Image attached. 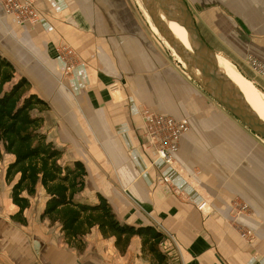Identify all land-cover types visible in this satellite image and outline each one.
Instances as JSON below:
<instances>
[{"label":"crops","instance_id":"1","mask_svg":"<svg viewBox=\"0 0 264 264\" xmlns=\"http://www.w3.org/2000/svg\"><path fill=\"white\" fill-rule=\"evenodd\" d=\"M185 1L208 46L254 79L245 60L264 61V0ZM34 2L39 22L18 27L0 0V57L47 104L42 130L63 151L60 162L83 164L81 199L95 203L98 194L120 223L160 232L167 264H264V142L184 74L126 0ZM62 47L76 57L69 78ZM139 106L188 121L175 156L178 172L142 151ZM2 161L5 174L13 157ZM161 177L171 187L158 185ZM5 186L0 264H150L141 256L140 238H131L121 254L115 239H104L97 228L84 238L81 253L69 248L58 224L39 219L41 186L23 213L26 224L14 222L17 208ZM202 201L207 204L200 211ZM240 205L246 209L237 210ZM244 230L253 233L252 241L241 237Z\"/></svg>","mask_w":264,"mask_h":264},{"label":"trees","instance_id":"2","mask_svg":"<svg viewBox=\"0 0 264 264\" xmlns=\"http://www.w3.org/2000/svg\"><path fill=\"white\" fill-rule=\"evenodd\" d=\"M47 104L30 93L25 78L15 79L13 66L0 57V162L4 155L13 157L4 174L11 186L10 200L17 208L11 219L26 222L24 211L29 199L41 186L45 205L40 221L58 224L63 243L81 253L84 238L97 228L104 239L114 238L115 247L123 254L133 237L141 240V256L150 264H167L168 255L161 245L165 237L150 226L132 227L120 223L108 202L97 194L96 202L81 199L85 190L86 170L82 163L62 164L63 151L43 132V113Z\"/></svg>","mask_w":264,"mask_h":264},{"label":"water","instance_id":"3","mask_svg":"<svg viewBox=\"0 0 264 264\" xmlns=\"http://www.w3.org/2000/svg\"><path fill=\"white\" fill-rule=\"evenodd\" d=\"M159 36L190 70L196 86L242 127L264 142V121L234 90L217 64L216 54L204 41L185 0H140ZM166 21L184 29L187 49L170 33ZM179 64V63H178Z\"/></svg>","mask_w":264,"mask_h":264},{"label":"built area","instance_id":"4","mask_svg":"<svg viewBox=\"0 0 264 264\" xmlns=\"http://www.w3.org/2000/svg\"><path fill=\"white\" fill-rule=\"evenodd\" d=\"M1 7L4 15L11 17L18 27L33 26L39 22L40 15L35 8L34 0H1ZM58 54L59 58L64 63V78L71 77L76 67L74 51L68 47H62L58 49ZM245 64L254 75V79L251 81L262 91L260 83L264 84V61L248 57L245 60ZM236 68L238 67L236 66ZM137 111L142 123L140 144L142 151L150 157L153 163L162 161L168 167L178 172L175 156L179 151L182 136L189 129L188 121L185 119L175 120L172 117L154 113L143 106L137 107ZM157 183L160 186L171 187L169 179L165 177L158 178ZM172 189L176 194H180L176 189ZM206 204V201H202L198 209L201 211ZM237 207L240 208L239 211H244L246 209L243 205ZM240 235L247 241H252L254 239V235L250 230H244ZM161 247L164 248V243ZM162 250L167 253L166 249Z\"/></svg>","mask_w":264,"mask_h":264},{"label":"bare ground","instance_id":"5","mask_svg":"<svg viewBox=\"0 0 264 264\" xmlns=\"http://www.w3.org/2000/svg\"><path fill=\"white\" fill-rule=\"evenodd\" d=\"M150 19V18H149ZM166 25L170 31V33L174 36L175 39L179 40L187 49H189L186 33L183 28L178 27L173 23H168L166 21ZM155 28V27H154ZM156 29V28H155ZM179 64L185 67L184 63L179 60ZM217 64L220 70L226 75L228 78V82L230 86L240 92L245 99L246 103L251 106V108L258 114V116L264 121V99L261 98L258 93L255 91L250 82L243 79L238 72L234 70V68L224 62L221 58L217 57ZM190 77L198 75L196 71L190 70L186 67L184 69Z\"/></svg>","mask_w":264,"mask_h":264},{"label":"rangeland","instance_id":"6","mask_svg":"<svg viewBox=\"0 0 264 264\" xmlns=\"http://www.w3.org/2000/svg\"><path fill=\"white\" fill-rule=\"evenodd\" d=\"M128 2V4L130 5L134 16L138 19V21L141 23V25L146 28L148 30V32L150 33V35H152L156 42H158V44L160 45V47H162L165 51H167L168 53H170L171 57L177 62V64L179 63L178 61L180 60L175 53L173 52V50L167 45V43L159 36L157 30L154 28V26L152 25L146 11L144 10L142 3L140 0H126ZM219 58H221L224 62H227L228 60H225L221 57L218 56ZM229 62V61H228ZM227 62V63H228ZM232 66H234V68L237 66L232 64V62H229ZM228 63V64H229ZM180 66V68L182 69V71H184V74H186L187 77L190 78V80L193 82L192 77H190V75H188V73L184 70L186 69V66L183 67L180 64H178ZM238 67V66H237ZM237 71H239L238 68H235ZM234 69V70H235ZM235 70V71H236ZM236 71V72H237ZM240 73H242L241 71H239ZM252 73V72H251ZM239 74V73H238ZM253 74V73H252ZM240 75V74H239ZM243 75V76H242ZM240 75L243 79H245L246 81L250 82L251 85L253 86V88L255 89V91L258 93V95L264 99V93L259 90L251 81V79L248 77H246L244 74ZM249 76V75H248ZM247 79H246V78ZM194 83V82H193ZM195 84V83H194ZM5 166V162L1 161L0 162V195L1 196H6L7 194V187L5 186V180H4V174H3V169ZM5 184V185H4ZM4 198V197H3ZM237 210H239L240 208H236Z\"/></svg>","mask_w":264,"mask_h":264}]
</instances>
